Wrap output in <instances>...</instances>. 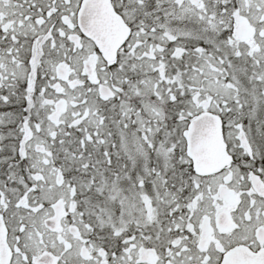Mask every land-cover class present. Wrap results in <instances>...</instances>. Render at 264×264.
I'll return each instance as SVG.
<instances>
[{
    "label": "snow or ice",
    "instance_id": "snow-or-ice-1",
    "mask_svg": "<svg viewBox=\"0 0 264 264\" xmlns=\"http://www.w3.org/2000/svg\"><path fill=\"white\" fill-rule=\"evenodd\" d=\"M0 264H264V0H0Z\"/></svg>",
    "mask_w": 264,
    "mask_h": 264
}]
</instances>
